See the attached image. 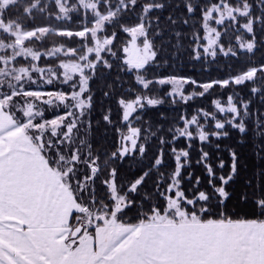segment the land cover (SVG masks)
I'll return each mask as SVG.
<instances>
[{"label":"snow or ice","instance_id":"snow-or-ice-1","mask_svg":"<svg viewBox=\"0 0 264 264\" xmlns=\"http://www.w3.org/2000/svg\"><path fill=\"white\" fill-rule=\"evenodd\" d=\"M49 2L53 7L63 5L57 10L63 12L64 15L45 13L43 8L35 5L30 12L50 15L57 21L66 20L68 24L75 22V27L58 28L53 32V35L69 42L67 50L61 52V55L75 57L78 49H82L84 55L79 57L80 61L87 64L91 60V65L86 67V72L84 69H73L72 71L75 72L73 75L71 71L62 66L56 57V52H60V47L52 49L50 45L39 48L31 56H23L18 53L14 59L25 62L29 59L35 61L32 66V79L27 85L21 83L18 91L11 88L5 90L4 86L0 85V100H3L5 95L9 97L11 103L3 105V110L12 117L13 122L18 121L19 127H23L28 122V117L22 111V105L29 100V93H41L28 104V107L33 111H37L36 103L42 106L41 110L37 112V117L30 121L33 125H38L45 120H52L55 116L68 119L71 117L74 107L76 112L81 117L86 116L87 120L81 119L80 124L72 120L70 128L62 125L65 127L63 135L72 131H76L77 135L86 134L90 138L88 147L91 148L94 123L98 127L102 120L108 127H113L110 109L101 115L100 120H95L90 112L92 107L90 89L92 81L96 78L97 67L111 71L112 61H115L118 56L120 64L126 65L125 57L128 52L125 49L129 45L135 48L143 60L142 66L137 71L142 72L145 68L159 67L156 63L159 54L155 49V39L162 35V32L158 28L153 32L152 21H145V17L155 10L162 9L164 5L161 3L144 5L138 3L137 0H128V4H125L124 0H116L115 4H109L108 0H98V2L96 0H87V2L85 0H49ZM207 3L209 4L208 8L203 6L201 0H198L194 7L188 4L187 0L184 5V10L189 16L199 13L201 19L200 31L189 37L195 42L191 47L192 60H199L201 55L205 57L211 55L215 59L217 55L215 50L209 53L208 47L205 46V44L209 46L211 44L209 36L204 35L203 19L206 12H211L215 16L218 14L216 9L224 7L226 3H230L234 9L240 5L247 9L246 12L239 13L242 19L247 20L248 14L256 9L258 12L254 23L257 27L264 26L259 18V11H264V3H261V0H253L251 4L249 0H207ZM74 4L76 5L75 9L72 7ZM117 5H119L120 16L113 15L111 11L117 9ZM0 7H3V0H0ZM137 7L141 9V14L135 17L137 24L126 27L121 17L130 11V8ZM93 9L97 11L93 12ZM19 11H25L23 4L20 5ZM100 11L104 13L99 15L102 24L96 31H93V25L96 23ZM25 15H29V13L25 12ZM167 18L171 23H176L171 16ZM32 19L34 16L29 15V21ZM118 20L120 23L117 27ZM229 20L236 23L235 16L232 14L224 21L213 20L212 23L218 29H223L225 22ZM145 23H147V28L136 32L137 25L142 27ZM156 23L158 24V18ZM183 23L187 26L188 20L184 19ZM244 26V24L240 25V27ZM49 27V25H33L29 28L33 35L24 42L25 46L32 40L40 41L43 45L40 36L35 33L40 32L44 35ZM248 32L249 35H253L254 30L249 29ZM219 34L223 35L222 32ZM5 35L8 36L11 33L5 32ZM173 35L179 37L181 33L176 31ZM100 36L105 37L102 42L97 39ZM72 41L76 43L72 44ZM97 45L98 47H96ZM45 47L50 50L46 51ZM218 47L219 55L224 57L231 55L237 59L245 50L249 54L255 50L254 47L245 49L242 46L239 52L235 50L229 52L224 50L222 43ZM0 51H7V49L0 48ZM52 61H56V67L60 69L59 72L52 70ZM4 63L5 61L0 59V66ZM46 69L51 71V78L45 75ZM120 71L132 73L133 68L131 66L121 67ZM2 74L3 67H0V75ZM261 74H264V62L249 63L240 71L208 80H197L195 77L176 73H163L155 77L149 76L146 78L147 83H141L140 79L134 77L135 83L145 92L156 85L159 89H166V95L169 98L172 97L174 91L177 95L182 93L189 84L202 89L200 93L202 97L211 93L214 88L226 92L223 98L231 106L229 108L231 116L227 124L215 121L213 127L231 128V131L236 133L239 139L235 145L225 147L226 160L221 159L216 164V168L221 171L217 172L211 163L204 161V158L209 154L202 151L198 162L203 163L205 169V185L203 187L199 176L193 180L191 173H185L184 179L180 178L183 173V165H181L180 172L173 173L166 182L158 178L154 182H150L152 172L163 164L162 150L159 158L151 164L145 165L143 156L147 151V145L140 143L142 139L140 129L128 124L130 119H140L141 109L133 108L130 116L125 117L123 115L124 97H118L117 104L121 109L119 123L127 128V134L123 136L124 147H120L121 131L116 126L111 152H97L95 155L90 152L81 153L80 155L84 158L91 157L85 163L84 160L76 158L78 150L75 146L70 150L73 167L71 171L67 172L66 178L68 186L73 191L74 199L81 207L72 208L67 221V231L53 232L46 242L37 243L38 222L21 221V223L28 224V227L15 226L14 231L8 232L7 248L0 244V264H81V257H86V264H184L183 261L170 259L166 249L153 247L156 232L161 227L175 230L180 227L218 225L235 231L241 239L249 238V241L242 245L244 248L249 247L252 238H255L258 246H264V195H261L264 193V177L261 176V172L264 170V156H261L259 149L252 153L254 179H242L241 171L245 165L240 161L243 159L244 153L238 147V145L243 146L246 143L243 137L250 134L246 118L250 115L258 117L262 113L252 107L250 99H245L241 95L239 103H236L231 91H226L235 86L238 89H244L249 96L264 100V89L255 85L247 87L256 79H264ZM16 79L19 81L21 78L17 76ZM37 79L43 80L44 83L38 85ZM81 79H83V86L76 82ZM170 81H174L179 85V88L174 89L169 83ZM127 91L131 92L132 90L127 89ZM107 95L105 93V96ZM131 100L139 101L140 97L132 92ZM183 102L188 103V99ZM211 102L213 106L218 107L220 115L223 116L224 107L219 105L215 96L212 97ZM57 103L61 106L53 107ZM154 106V103L148 105V107ZM84 108L89 109V112H84ZM249 109H252L251 113ZM184 120L185 116L182 115L181 121ZM256 126L259 127L258 121ZM85 129H87L86 133ZM26 131L31 134L37 129L33 127ZM0 132H3V129H0ZM230 134L225 131L223 138L227 139ZM211 135L219 138L217 133ZM160 142L163 143L162 138ZM64 143H70V141H64ZM59 144L58 141V146ZM216 147L219 148L220 145L217 144ZM259 148H264V143L260 144ZM49 151H52L50 146ZM172 151H175V148ZM133 157H136L139 163L131 166L125 174L127 178L121 176L120 168L107 166L108 159L118 161L123 166L126 160ZM102 158H106L103 168L99 163ZM55 162L53 160L50 163ZM81 163H85L86 171L76 167ZM225 167H227V171H224ZM186 181H191V183L188 184ZM241 182L251 191H239V195L234 201V193L237 190V185ZM98 187L102 192L99 196L97 195ZM147 189H151L153 197L151 200L147 198V195L141 196V193ZM114 224L118 227L114 228ZM98 230L100 231L99 236L97 235ZM86 234L91 237L90 246H86L83 241ZM233 264H245V262L237 260L233 261Z\"/></svg>","mask_w":264,"mask_h":264},{"label":"trees","instance_id":"trees-1","mask_svg":"<svg viewBox=\"0 0 264 264\" xmlns=\"http://www.w3.org/2000/svg\"><path fill=\"white\" fill-rule=\"evenodd\" d=\"M96 2H98V0H96ZM108 2L109 4H115L116 0H108ZM137 2L144 5H153L156 3L164 5L162 9L155 10L145 17V21H152L153 32H155L157 28L162 32V35L156 37L155 39V49L159 54L156 63L159 67L145 68L142 72L137 71V69L134 68L132 73L120 71L121 67H128V64L121 65L119 56L115 61H112L113 68L111 71L102 67H97L96 78L92 81L90 89V92L92 93V107L90 112L95 117V120H100L101 115L110 109L113 117V127H108L102 120L100 121L98 127H96L94 123L91 148L88 147L90 138L86 134L77 135L76 131L72 132L71 138L68 140L70 143H64V141H67L63 137L65 127H61L56 136H52L50 131L47 132V134L51 135L53 138L52 144L49 145V141L46 139L45 148L43 149L38 144L37 131L30 134L31 139L41 148V151L47 158L49 164L57 172H59V170L64 172L66 169L65 166L67 165L65 160H62L63 164L61 165V169L59 168L58 161L60 155L62 154L68 159L73 158L69 154L73 146H75L78 150L77 159L84 160L85 163L86 160L91 157L84 158L80 155L81 153L90 152L92 155H95L97 152H111L113 150L112 141L115 139L116 126H118L121 131L120 147H124L125 144L123 136L127 134V128L125 125L119 123L121 109L117 104V98L124 97V100H131L132 92H134L140 97L143 103L138 106V109H141L139 112L140 119H130L128 120V124H130L129 121H131L133 125L140 129L142 133L140 143L142 145H147V151L143 156L145 165L151 164L155 159L159 158L162 150L163 164L152 172L150 182H154L157 178L166 182L169 177L173 175V173L178 172L179 162H182L183 173H181L180 178L184 179L185 173H191L193 180L199 176L201 177V186L203 187L205 185V169L203 163L198 162L202 155V151L209 154L204 158V161L211 163L213 168L219 172L221 170L216 168V164L221 159L226 160L224 151L225 147L227 145H235L237 139H239L237 134L231 131V128L226 127L225 129H219L213 127V123L215 121L227 124L231 116L230 112H226L223 116H221L218 107L213 106L211 102L213 96H215L220 102H227L223 98L226 92H221L218 88H214L211 93L202 97L200 95L202 89L189 84L186 88H184L183 93L184 95L192 97L188 99V103H184L183 99L174 94L171 98H169V96L166 95V89H159L156 85H153L147 92H145L137 83H135L134 77L140 79L141 83H147L146 78L149 76L155 77L163 73H176L178 75L195 77L197 80H208L214 77H222L230 74L231 72L240 71L249 63L264 62V26L257 27L254 23L258 12L256 9H253V11L248 14L247 20L242 19L239 14H236V23H233L230 20L226 21L223 29H218L213 23L217 30L220 33H223V35H220L219 43L223 44L224 50L229 52L235 50L239 52L241 48L239 44L240 41L253 43L255 50L251 54L245 50L237 59L231 55L227 57L219 55L220 49L218 48L215 59H213L211 55L207 57L201 55L199 60H192L191 47L195 42L189 39V37L200 31L201 19L199 13L189 16L184 10L186 0H137ZM197 2L198 0H187V3L193 7L197 4ZM201 2L205 8L209 7L207 0H201ZM252 2L253 0H249L250 4ZM35 3H38L37 7L43 8L45 13H55L60 15V12L57 10L59 6L53 7L49 0H18V2L14 1L10 3L9 5H11V7L8 5L3 9L1 13L3 21L5 23L19 25L25 30H29V28L33 25H49V28H51L52 31L47 32L40 38L41 41H43V45L40 41L36 40L28 42L27 45L34 47L35 50L49 45L52 49L59 46L68 47L69 42L59 36L53 35V32L58 28L75 27V22L68 24L66 20L57 21L50 15L45 16L39 12L31 13L28 9ZM124 3L128 4V0H124ZM261 3H264V0H261ZM21 4H23L25 10L24 12L19 11ZM226 5L232 7L230 3H226ZM72 7L75 9L76 5L74 4ZM237 7L243 8L240 5H237ZM101 8H103V6H101ZM111 11H114L113 13H115L116 16H120L119 5H117V9H112ZM25 12H28L30 16H34V19L29 21V15H25ZM100 13H103V11H100ZM140 14L141 9L139 7L130 8V11L124 13L121 19L126 27H130L131 25L137 24L135 17ZM169 16L175 19V24L171 23V21L167 18ZM157 18L158 24L156 23ZM259 18L262 24H264V11H259ZM89 19H91V17H89ZM184 19L188 20L187 26L183 23ZM119 23L120 20L116 22L117 27L119 26ZM241 24H244L245 26L240 27ZM144 26L147 28V23H145ZM249 29L254 30L253 35H249ZM176 31L181 33L179 37L173 35ZM5 32L6 31L0 28V44L8 43L14 39L12 34L6 36ZM205 34L206 28L204 26V35ZM121 39L124 38L121 37ZM71 43L75 44L76 42L72 41ZM45 50L47 51L50 49L45 47ZM77 53H79L77 55L78 57L84 55V51L82 49H78ZM3 56L11 58L13 54L11 50L7 49V51H0V58ZM77 56L71 57L61 54L56 55L57 59L61 63L62 61L71 58L78 59ZM14 58L15 57L12 59L11 65H14L15 67H32L35 62L33 59H29L25 62L24 60ZM51 68L57 72L60 71V69L56 67V61L51 62ZM261 75L264 76V74ZM141 77H143L144 81ZM76 82L80 84V80H77ZM253 85L260 89H264V79H256L252 82V84L247 85V87H252ZM205 87H207V85H205ZM127 89H131L132 91H127ZM226 91H231L236 103H239L241 95H243L245 99H250L252 101V107L260 110L262 113L258 117L250 115L246 118L250 134L243 137L246 141L243 146L238 145L239 150L244 153L243 159L240 161V163L245 165V168L241 171V177L242 179H254L252 153L259 149L261 156H264V148H259V145L264 143V100L249 96L244 89H238L235 86H232ZM105 93L108 95L105 96ZM28 101H25L23 105H25ZM153 103L155 104L154 107H148L149 104ZM58 106L61 105L53 107ZM251 111L252 109H249L250 113ZM87 112H89V109H86V113ZM203 113L213 117L206 119L203 117ZM123 115L125 116L124 105ZM182 115L185 116V120L183 122L181 121ZM193 117H200V123L205 125V132L208 133V137L206 139H201L196 134V129L194 127L191 128V133L194 134L192 137L182 133L183 129L186 127V121L191 120ZM82 119L87 120V117H82ZM257 121L259 123V127L256 126ZM81 127H83V125H81ZM225 131L231 133L227 139L223 138ZM84 132L86 133L87 129H85ZM212 133H217L219 138L215 135H211ZM257 133H259V136H257ZM161 138L163 139V143L160 142ZM58 141L60 142L59 146ZM217 144L220 145L219 148L216 147ZM49 146L52 151H49ZM173 148H175V151H172ZM180 155L182 156L178 159V156ZM105 159L106 158H102L99 162L102 168L104 166ZM53 160L56 162L50 163ZM85 163H81L76 167L83 168L86 171L87 169L85 167ZM138 163L139 160L136 157L126 160L123 166H121L118 161H112L110 159L107 160L108 167L120 168V174L123 178H127L125 174L129 171L133 164ZM224 171H227V167H225ZM61 176L63 177V181L68 185L67 178L63 175ZM261 176L264 177V170H262ZM186 183L190 184L191 181H186ZM241 190L251 191V189L246 188L242 182L239 183L237 185V190L234 193V201ZM101 194L102 192L98 187L97 195L99 196ZM144 195H147L149 200L153 198L151 189H147L144 193H141L142 197ZM261 195H264V193H261ZM78 206L79 208L81 207L79 204Z\"/></svg>","mask_w":264,"mask_h":264},{"label":"crops","instance_id":"crops-1","mask_svg":"<svg viewBox=\"0 0 264 264\" xmlns=\"http://www.w3.org/2000/svg\"><path fill=\"white\" fill-rule=\"evenodd\" d=\"M3 105L0 100V244L7 248L8 232L15 226L28 227L21 223L24 220L37 221V243L46 242L51 233L67 231L69 214L79 206L63 177L27 133V127L13 122ZM83 241L86 246L92 243L88 235ZM248 241L218 225L175 230L161 227L153 247L166 249L170 259L184 264H233L237 260L264 264V246H258L252 238L249 247H242ZM80 259L81 264H86V257Z\"/></svg>","mask_w":264,"mask_h":264},{"label":"rangeland","instance_id":"rangeland-1","mask_svg":"<svg viewBox=\"0 0 264 264\" xmlns=\"http://www.w3.org/2000/svg\"><path fill=\"white\" fill-rule=\"evenodd\" d=\"M14 1H16V0H3V7H1V11H0V28H2L6 32H10L14 36V39L12 41H10L8 43H1L0 44V48L9 49V50H11V52L13 54V56L11 58H6L4 56L0 58V59L5 61V63L2 66L3 67V74L0 75V85H3L5 90L8 88H11L15 91H18L19 85L21 83H23L25 85L30 83L32 76H33L32 67H15L14 65H11V63L9 61H12L13 57H16L18 53L20 55H23V56H31L32 54H34V52L36 50L32 46H28V45L25 46V44H24V42L26 40H28V38L31 35H33V33L31 31L25 30V29L21 28V26L16 25V24L5 23L2 19L1 13H2L3 9L6 8L10 3L14 2ZM85 2H87V0H85ZM34 5L37 6L38 3H35ZM33 6L30 7L28 9V11H30L33 8ZM61 6H63V5H61ZM61 6H59V7H61ZM96 11H97L96 9H93V12H96ZM216 11L218 14L215 16H213L211 12H207L206 16H205V21H204V26L206 28V34L205 35L209 36V40L211 41L210 46L208 44H206V47H208L209 53H212L214 50L217 53V49L219 48L218 45H220V43H219V39H220L219 33L220 32L213 25L212 21L213 20L224 21L225 18L228 17L230 14H232L236 17V14H239L242 11L246 12L247 9L246 8H238V7L234 9L233 7L225 4L224 7L218 8V9H216ZM60 15L63 16L64 13L60 12ZM99 15H103V13L99 12L98 17H97V21L93 26V31H96L98 29V27L102 24V21L99 19ZM113 15H115V13H113ZM143 29H146L144 25L142 27L137 25L136 32H139ZM49 31H52V29L48 28L47 32H49ZM35 34L37 36H40V38L45 35V34L42 35L40 32H36ZM97 39H99L102 42L105 39V37L100 36V37H97ZM239 44H240V47L243 46L244 48L253 47V43H248L246 41H240ZM59 47H60V52H56V55L61 54V52L66 51L68 48L65 46H59ZM96 47H98V45ZM54 48H56V47H54ZM125 50L128 52V55L125 57V60L127 61L128 66H131L134 69L140 68L142 66L143 60L137 54L135 48L129 45V46H126ZM78 54L79 53H76V56ZM64 56H67V55H64ZM79 57H81V56H79ZM79 57H78V59L71 58V59L64 60V61H62L61 64L66 69L71 71V74H73V75H75V72L72 70L77 69V68L84 69L86 72V67L91 65V60H89L87 62V64H85L84 62L80 61ZM52 70H54V69L52 68ZM45 75L48 78H51V71L46 69ZM17 76H19L21 78L19 81H17V79H16ZM141 79L144 81L143 77H141ZM36 83L38 85H41L44 83V81L37 79ZM170 83L172 84L174 89L179 88V85L175 84L174 81H170ZM80 84H81V86H83V79L80 80ZM173 94L178 96L179 98H181L183 100L189 99L192 97V96L184 95L183 92L180 93L179 95H177L176 91H174ZM40 95H41V93H39V92L29 93L28 96H29L30 101H28L25 105H22V110H23L24 114L28 117V122H26L24 126H27V128L35 127L37 129L38 144L43 149V148H45L46 139L49 141V145L52 144V139H53L52 136H56L59 133L62 125L70 128L71 124H72V120H75L77 124H80L82 117L76 112V109L73 107L71 117L68 119H65L62 116H55L52 120H45L44 122H42L38 125H33L30 121L37 117V112L39 110H41L42 106L39 103H36L35 108L37 111H33L32 109H30L28 107V104L33 102L34 98L38 97ZM50 95H55V94H50ZM3 102H4V105L11 103V101L7 95L4 96ZM142 103H143V101L141 99L139 101L123 100L125 117L130 116L133 108L138 109L139 108L138 106L141 105ZM56 105H59V104L57 103V104H54L53 106H56ZM219 105L224 107V113L229 112V108L231 106L228 104V102L223 103V102L219 101ZM86 109L87 108H84L83 111L86 112ZM203 117H205L207 119V118H210L213 116H210V115L203 113ZM193 118L189 121H186V127L183 129L182 133L185 135H188L189 137H192L194 134L191 133V128L194 127L196 129L195 130L196 134L201 139H206L208 137V133L205 132V125L200 123V117H193ZM129 123H130V125H133L131 123V121H129ZM221 123H223V122H221ZM133 126H135V125H133ZM49 131L51 132L52 136L47 134V132H49ZM72 132H70L67 135H64L63 136L64 139H66L68 141L71 138ZM133 135L135 136L136 134L134 133ZM124 144H125V141H124ZM129 145H130V142H129ZM182 154H185V153H182ZM181 156L182 155L178 156V159H180ZM76 158H77V154H76ZM62 160H65L67 165L65 166L66 167L65 171L63 172V171L59 170V173H60V175H63L64 177H66L67 172L72 170L73 165H72L71 161L73 160V158L68 159L67 157H65L64 155L61 154L59 161H58L59 162L58 166L60 169H61V165L63 164ZM181 165H182V162H179L178 172H180ZM174 183H175V181H174ZM86 235H85V237H86Z\"/></svg>","mask_w":264,"mask_h":264}]
</instances>
